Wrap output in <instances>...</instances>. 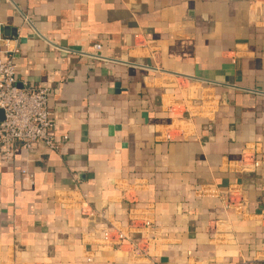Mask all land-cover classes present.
Here are the masks:
<instances>
[{"label":"crops","instance_id":"1","mask_svg":"<svg viewBox=\"0 0 264 264\" xmlns=\"http://www.w3.org/2000/svg\"><path fill=\"white\" fill-rule=\"evenodd\" d=\"M5 51L68 141L0 158V264H264V0H0Z\"/></svg>","mask_w":264,"mask_h":264},{"label":"built area","instance_id":"2","mask_svg":"<svg viewBox=\"0 0 264 264\" xmlns=\"http://www.w3.org/2000/svg\"><path fill=\"white\" fill-rule=\"evenodd\" d=\"M97 50L101 46H96ZM6 59H0V154L6 161L14 159L16 145L32 150L45 144L50 150L60 152L68 141L55 136V123L49 107L52 90L20 82L19 65L15 52L5 51ZM24 175L32 178L27 170ZM128 238L120 235V245Z\"/></svg>","mask_w":264,"mask_h":264},{"label":"water","instance_id":"3","mask_svg":"<svg viewBox=\"0 0 264 264\" xmlns=\"http://www.w3.org/2000/svg\"><path fill=\"white\" fill-rule=\"evenodd\" d=\"M21 82H26V83H30V84H32V83H38L37 81H33V80H31V79H26V80H22ZM38 86H40V87H43V88H48V89H51L52 91H54L55 92V88H52V87H49V86H45V85H43V84H40V85H38ZM0 116H1V118H2V116H3V113L0 111ZM41 150V149H44V150H46V151H49V152H51V153H56L55 151H52V150H50L45 144H39L38 146H37V150ZM30 151H36V149H32V150H30ZM0 158L3 160V158L0 156ZM5 162H7V163H9L10 164V166L12 165L11 163L12 162H10V161H6L5 160ZM17 171L20 173V174H22V171L23 170H19V169H17ZM27 173H30V170L29 169H27Z\"/></svg>","mask_w":264,"mask_h":264}]
</instances>
